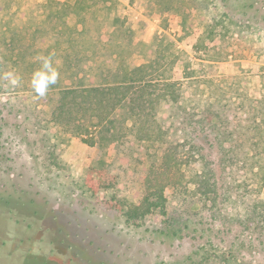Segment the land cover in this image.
<instances>
[{
	"label": "rangeland",
	"instance_id": "obj_1",
	"mask_svg": "<svg viewBox=\"0 0 264 264\" xmlns=\"http://www.w3.org/2000/svg\"><path fill=\"white\" fill-rule=\"evenodd\" d=\"M44 2L0 0L1 13L29 31L44 19ZM95 2L99 23L85 43L95 44L96 60L113 64L120 44L138 65L150 44L165 62L162 76L180 84L165 139L143 159L159 169L166 148L181 143L186 188L168 186L164 210L127 221L138 187L117 159L131 147L122 139L87 145L49 119L54 91L82 73L60 74L38 98L29 82L37 65L16 71L13 88L0 59V264H264V217L254 208L264 200V0H213L204 20L224 14L229 29L222 36L216 25L203 45L202 27L187 33L183 16L158 11L154 0ZM185 12L196 20L194 7ZM26 36L30 55L37 38ZM207 170L214 197L190 180Z\"/></svg>",
	"mask_w": 264,
	"mask_h": 264
},
{
	"label": "trees",
	"instance_id": "obj_2",
	"mask_svg": "<svg viewBox=\"0 0 264 264\" xmlns=\"http://www.w3.org/2000/svg\"><path fill=\"white\" fill-rule=\"evenodd\" d=\"M153 3L160 12L172 11L182 15L187 33L202 27L203 31L197 35L199 45H203L207 38H213L216 25L223 29L222 36L229 29L223 21L224 14L213 22L207 17L204 20L213 0H154ZM95 4V0H74L72 3L45 0L44 19L29 31L23 29L27 28L21 17L16 20L5 18L0 5V59L4 62L3 68L9 72L19 70L23 73L31 65L39 67L40 56L53 54L54 63L60 66V74L74 70L82 73L77 85L54 91L55 102L49 119L62 130L76 134L87 145L122 139L121 145L131 147L134 152L125 151L122 159H117L121 160L119 163L124 166L127 177L138 187V194L128 203L126 220L146 221L154 209L164 210V191L168 186L186 188L185 175L181 171L184 162L180 156L181 143L166 148L159 169L143 159L147 147L165 139L163 123L176 108L181 87L178 81L162 76L165 62L159 60L162 56L156 55L150 44L146 45L145 62L138 65L127 63L126 49L120 44L114 51L113 64L96 60L95 44L85 43L92 25L99 23L94 13ZM186 7L195 8L194 22L188 18ZM26 33L37 38L38 46L30 55ZM87 51L91 53L87 54ZM89 62L96 65H88ZM92 74L101 79L92 81ZM82 78L89 81L84 82ZM208 173H196L190 180L195 183L196 192L205 197L216 196L215 180L211 181L212 173ZM259 207L261 212L258 213L264 217V200L254 204V208ZM254 217L257 222L258 214Z\"/></svg>",
	"mask_w": 264,
	"mask_h": 264
},
{
	"label": "clouds",
	"instance_id": "obj_3",
	"mask_svg": "<svg viewBox=\"0 0 264 264\" xmlns=\"http://www.w3.org/2000/svg\"><path fill=\"white\" fill-rule=\"evenodd\" d=\"M39 67L35 69L30 77V87L38 98L45 97L50 88L56 85L60 79V66L54 63L53 54L40 56ZM9 84L15 88L19 86L21 77L15 72H6L3 74Z\"/></svg>",
	"mask_w": 264,
	"mask_h": 264
}]
</instances>
